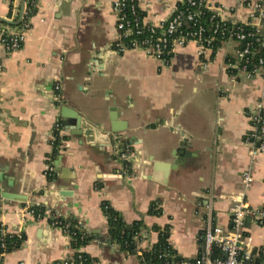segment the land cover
I'll list each match as a JSON object with an SVG mask.
<instances>
[{"label": "crops", "instance_id": "crops-1", "mask_svg": "<svg viewBox=\"0 0 264 264\" xmlns=\"http://www.w3.org/2000/svg\"><path fill=\"white\" fill-rule=\"evenodd\" d=\"M114 1L38 0L22 48L10 54L0 44V222L26 236L0 264L64 259L75 264L76 251L95 264H142L137 251L158 242L159 229H168L169 243L180 256L193 258L201 250L210 201L216 222L230 226L232 197L242 190L241 173L251 163L246 136L256 103L264 98V81L233 76L225 68L235 41L209 52L207 67L195 43L178 48L167 65L136 50L112 52L119 40ZM180 1L138 0L148 22L168 19ZM209 1L235 7V16L246 12L238 6L241 0ZM9 9L10 0H0V18ZM240 87L247 91L241 101L226 100L230 89ZM117 113L126 129L113 134ZM79 114L103 132L93 142L74 134ZM57 121L64 139L49 179L45 170ZM185 139L191 148L179 147ZM125 144L131 145L128 175L119 158ZM174 150L178 156L192 154L172 168ZM253 169L247 197L259 206L264 204V154ZM105 202L127 224L142 223L136 252L111 238ZM36 205L47 208L45 217L28 213ZM53 211L80 220L92 237L89 243L75 250L51 224ZM251 231L261 244L263 230L253 226Z\"/></svg>", "mask_w": 264, "mask_h": 264}, {"label": "built area", "instance_id": "built-area-1", "mask_svg": "<svg viewBox=\"0 0 264 264\" xmlns=\"http://www.w3.org/2000/svg\"><path fill=\"white\" fill-rule=\"evenodd\" d=\"M37 3L38 0H25L22 8L21 0H10V13L6 18L19 21V24L14 28L0 26V44L8 53H14L24 45L32 28L33 9ZM238 6L246 11L245 14L232 15L237 10L235 7L209 0H181L168 19L148 22L138 0H115L113 10L117 18L119 40L111 51L125 53L136 50L167 65L178 48L195 43L199 55L205 57L202 65L207 67L209 52H217L224 42L235 41L237 46L226 58L225 68L233 76L240 74L249 80L260 77L264 81V0H241ZM56 89L59 90L60 86L57 85ZM251 118V130L246 136L251 163L241 173L242 190L232 197L230 226L224 227L216 222L213 201H210L206 206L205 224L199 235L201 250L198 256L182 257L173 248L174 253L157 252L156 262L143 261L142 264H264V204L254 206L247 197L255 180L253 164L259 154H264L263 97L257 101ZM61 126V122L57 121L55 131L61 132ZM56 139L55 132L53 145ZM130 157L131 145L125 144L119 151L124 175L130 173ZM54 171L52 161L48 162L46 175H53ZM39 207L42 206L29 207L28 213L37 219L45 217L47 208L40 210ZM61 217L54 211L49 215L51 224L59 227L72 241L77 236L75 228L81 227L83 223L78 220L77 225L73 226L61 220ZM253 226L263 230L261 244H257L253 238ZM24 235L21 229L9 231L0 222V249L7 247V236L21 239ZM158 242L151 243L145 250H138V255L156 253L154 247ZM77 252L75 264H87L83 252ZM4 255L5 252L0 253V261ZM54 264H68V260H59Z\"/></svg>", "mask_w": 264, "mask_h": 264}, {"label": "trees", "instance_id": "trees-1", "mask_svg": "<svg viewBox=\"0 0 264 264\" xmlns=\"http://www.w3.org/2000/svg\"><path fill=\"white\" fill-rule=\"evenodd\" d=\"M35 9H33V13H35ZM57 139L54 142V151L53 154L50 156L51 159L48 158V162L53 161L56 156L59 153V147L64 139L63 136L60 134L59 130H56ZM49 179H52L54 177L53 175L48 176ZM45 206L39 207L38 209L43 210ZM104 210L105 213L108 216L109 220V233L111 235V238L115 240L117 243L120 244V246L127 250L130 253L136 252V246L138 240L136 239V236H139L141 229L143 227L142 223L140 221H136L132 224H127L122 217L120 216L119 212H117L115 209H113L107 202L104 203ZM154 211V210H153ZM61 220L64 222H70L73 226L77 225L78 219L76 218H66L61 217ZM75 231H77V236L75 239L71 241L72 247L77 250L82 246H85L89 243V241L92 239L91 235L89 234L88 230L82 225L81 227L75 228ZM84 238H82L83 236ZM26 239V236L24 235L23 238L19 239L17 236L9 237L7 236L6 242L7 247L5 249H0L1 252H10L14 248L20 247ZM169 232L168 229H159V242L155 245V251L154 252H144L143 256H139L141 262L143 261H151L156 262L157 261V252L160 253H174V249L172 245L169 243ZM78 252H75L74 257H76ZM83 254L87 258V264H95L94 260L86 253L83 252Z\"/></svg>", "mask_w": 264, "mask_h": 264}, {"label": "water", "instance_id": "water-1", "mask_svg": "<svg viewBox=\"0 0 264 264\" xmlns=\"http://www.w3.org/2000/svg\"><path fill=\"white\" fill-rule=\"evenodd\" d=\"M21 1H22V8H23L25 0H21ZM1 23L19 24V21L10 22L6 18H0V24ZM118 116H119L118 113L112 114L113 122H112V131L111 132L113 134L118 132V131H122V130L126 129V126L124 124H120L117 121ZM76 120H77V122H80V128L74 134L78 135V136H81V135L84 136L86 138V140L89 142L94 141L95 135H98L99 133H103L94 124H92L91 122L86 120V118L82 114H79V117L77 116ZM112 133L111 134H109V133L105 134L104 133V135H107L108 137L111 138L113 135ZM179 147L186 149V148H191L192 146L190 145L189 141L187 139H185L182 142H180ZM177 152H178V150L173 151V155H176L177 159L174 161L172 168H175L176 165H180V164L184 163L186 156H190L192 154L191 152H185V153L181 152V154L178 156ZM54 166H56V163H54Z\"/></svg>", "mask_w": 264, "mask_h": 264}, {"label": "rangeland", "instance_id": "rangeland-1", "mask_svg": "<svg viewBox=\"0 0 264 264\" xmlns=\"http://www.w3.org/2000/svg\"><path fill=\"white\" fill-rule=\"evenodd\" d=\"M225 78H227L226 76H225ZM225 78L223 79L226 83L229 81L228 79H226L225 80ZM224 82V83H225ZM233 82V81H232ZM235 82H233V84H234ZM236 84V83H235ZM205 86L206 87H209L211 90H213L214 89V84H212V82L211 81H206L205 82ZM242 89H244V88H242V87H240L239 88V90H235V89H228L229 90V93H228V96L226 97V100H228V101H231L232 100V102L233 101H236V100H238V101H241V98H242V95H244V94H246V90L244 91V90H242ZM220 107V106H219ZM218 107V109L221 111V107L219 108ZM227 186V182L225 183V188H227L226 187ZM229 186V185H228Z\"/></svg>", "mask_w": 264, "mask_h": 264}]
</instances>
